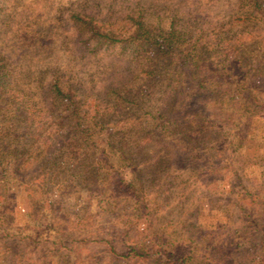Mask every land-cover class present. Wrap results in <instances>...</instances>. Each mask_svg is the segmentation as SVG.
Segmentation results:
<instances>
[{
	"label": "trees",
	"instance_id": "obj_1",
	"mask_svg": "<svg viewBox=\"0 0 264 264\" xmlns=\"http://www.w3.org/2000/svg\"><path fill=\"white\" fill-rule=\"evenodd\" d=\"M250 6L254 8L250 7L244 21H248L256 11L264 16V0H252ZM4 7L3 2H0V16ZM133 14L135 17H129L131 34L127 41L136 43L140 50H144V47L151 50L149 53L154 59H150L149 75L162 76L164 87L168 89L165 100L181 101V110L191 100L195 89L205 96H217L218 93L211 86L198 83L201 69L198 60L194 59L197 51L194 50L195 38L190 33H181L171 25L167 31L160 29L155 34L146 26L141 11L136 10ZM63 22L70 23L78 32L97 39L98 43L106 47L122 42L123 31H117L110 21L98 23L94 16L73 10ZM1 45L0 255L3 258H0V264H5L4 261L8 259V264H18L15 248L22 243L17 247V234L12 235L6 230L7 224L14 220L12 207L17 204L16 200L22 198L35 207H38V201L45 202L52 211H56L63 224L75 225L78 221L76 213L82 209L77 208L78 198L85 202L90 198L92 185H97L99 190L107 189L111 180H115L122 192L119 197L123 196L125 200L123 207L119 208L122 198L113 197L111 200L108 196L105 207H98L95 215L84 217L83 227L94 226L96 232L97 228H101V222L106 220L113 227L115 214L119 223L130 225V219L124 222L125 213L121 212L140 219L146 210V237L130 238V234L125 231L126 235L118 248L114 239H104L99 232L90 241L86 237L80 241L81 244H99L102 247L101 251L92 255L88 264H96V260L102 256H107L114 263L207 264L205 258L194 253L174 251L173 242L166 240L163 232L154 231L158 214L163 213L165 217L178 209L181 199L202 205L198 207V220L210 218L211 210L203 211L206 200L213 205H221L219 208L224 209L220 228L227 233L221 239L222 242L226 241L224 244L230 246L234 243L231 232L238 233L237 243L244 244L243 248L234 244L237 250L241 249L238 253L248 249L255 252L253 258L244 260L243 264H264V138L258 139L242 132L233 136L239 151L235 160L231 161L233 168L227 176L225 153L228 151L229 135L221 131L228 126L227 123L222 127L223 124L216 122L210 115L200 120L196 116L187 118L185 110L178 113L166 104L157 108L155 113L148 114L147 126L144 123L121 128L122 131L115 130L109 122L108 113H84L80 96L70 87L69 78L64 81L53 75L44 85L38 82L40 85L35 89H28L27 86L22 89L18 85L17 66H14L19 61V58L17 61L14 59L17 50L15 46H9L8 52ZM202 53L208 54L206 49ZM210 68L208 70L206 67L207 74L212 71L219 78L228 77L224 67L218 70ZM43 94L49 99V107L45 103L39 104ZM220 97L226 98L230 105L242 112H251L252 108L261 106L246 82L226 86ZM51 105L65 112L62 125L70 134L60 136L65 140L58 150L52 149L56 145L53 135L43 136L48 129L43 126L41 116H49ZM57 151L61 153L57 154ZM98 151H103V155L96 156ZM118 168L128 169L126 175L129 180ZM215 176H219L220 180H216ZM73 184H85L83 186L88 193L82 197L72 191L70 185ZM174 188L177 194L170 193ZM22 189L24 195L20 193ZM178 194L179 200L176 199ZM245 202L259 215L247 212L243 206ZM229 211L237 218L238 227L233 230L228 226L231 216L227 213ZM194 229V236L201 241V247L206 248L210 244L208 236H202L200 231ZM61 236L65 240L59 239L50 245L59 244L60 249L65 251L67 245L64 242L67 238L71 245L74 240L71 239L72 235ZM212 248L218 254L224 245L218 249Z\"/></svg>",
	"mask_w": 264,
	"mask_h": 264
},
{
	"label": "rangeland",
	"instance_id": "obj_2",
	"mask_svg": "<svg viewBox=\"0 0 264 264\" xmlns=\"http://www.w3.org/2000/svg\"><path fill=\"white\" fill-rule=\"evenodd\" d=\"M0 2L5 5V10L0 16V45L2 44L8 52L9 46H15L17 55L14 59L17 61L19 58V61L14 66H17L18 85L22 89L27 87L35 89L37 85H44L54 76L61 77L64 81L69 78L70 87L80 96L84 113H108L109 122L114 125L115 130L131 128V125L136 127L144 123L147 126L148 114L155 113L157 108L166 104L178 113L185 110L187 118L196 116L197 120H200L203 116L210 115L216 122H221L222 127L225 126L224 123L228 124L221 129L229 135L228 151L225 153L227 176L233 168L231 161L235 160V155L239 151L237 141L232 139L233 136L242 132L250 133L258 139L264 138V16L256 11L248 21H244L251 10L252 0H5V2L0 0ZM73 10L94 16L98 23L102 20L110 21L117 31H123L120 41L124 44L120 42L116 46L106 47L105 44L98 43L97 39L89 38L85 33L81 34L70 23H64L68 13ZM136 10L141 11L145 18L144 22L152 33L156 34L160 29L167 31L172 25L175 30L190 33L192 38H195L194 50L197 53L194 59L198 60L197 64L201 69L198 83L211 86L218 93L217 96L214 98L205 96L195 89L191 100L181 110V101L165 100L168 89L164 87L162 76L149 75V65L152 64L150 59H154L149 53L151 50L148 47L140 50L136 43L127 41L131 34L128 27L129 17H135L133 13ZM205 49L208 54L204 55L202 52ZM206 67L208 70H211L210 67L212 70L224 67L225 71H228V77L219 78L215 71V74L212 71L211 74H207ZM241 82H246L248 89L261 103L260 107L252 108L251 112H242L234 105H230L226 98L220 97L226 86ZM215 92L212 93L215 95ZM40 100L42 101H39V104L45 103L44 105L49 107L46 95L43 94ZM51 109L52 115L49 112V116H41L43 126L48 129L43 136L53 135L56 145L52 149L58 150V146L65 140L60 136L70 134L62 125L65 112L52 105ZM61 133L64 134L60 135ZM59 153L61 152L57 151V154ZM99 154L103 155V151H98L95 155ZM118 171L126 175L128 169L118 168ZM128 177L126 175L125 179L129 180ZM215 178L220 180L219 176ZM108 184V188L103 190H99L97 185L96 187L92 185L90 198L85 202L78 198L80 205L77 203V208L82 209L76 213L78 221L76 220L75 225L63 224L56 211H52L45 202H34L38 205L35 207L21 197L16 200L17 204H13L12 207L14 220L6 226L10 234H17L18 240L15 241L17 247L22 243L15 248L16 262L88 264L92 255L101 251L102 247L99 244L97 246L81 244L80 241L86 237L90 241L99 232L100 237L104 239H114L117 248L126 235L125 231L130 234V238H145L146 210L140 219H135L133 215L129 216L127 212L117 211L125 213L124 222L130 219V225L119 223L115 214L113 227H110L111 223L108 220L101 222V228H97L96 232L94 226L83 227L84 217L95 215L98 207H105L104 202L108 196L113 200V197L121 195L122 192L115 180L109 181ZM83 185L73 184L70 187L83 197L88 193ZM23 190L20 192L21 195H24ZM173 192H176L175 188L170 193ZM198 195L200 197V194ZM118 199H121L119 203L121 209L125 200L123 196ZM176 199L179 200V194ZM246 204L247 202L243 206L247 212L259 215ZM201 206L181 199L178 209L167 213L165 217L163 213L158 214L154 221V231L163 232L166 236L164 238L173 242L174 251L181 254L194 253L205 258L207 264H243L244 260H251L255 254L253 250L238 253L241 250L239 248L244 247L242 242L237 243L238 233L231 232L234 243L230 246L228 243L224 244L226 241L222 242L221 239L227 235L220 228L224 208H219L221 205H213L206 200L203 211L211 210L210 218L198 220L196 215L198 207ZM229 207L232 205L229 204ZM227 213L231 214L229 228L236 229L237 218L231 211ZM194 228L200 231L202 236H208L210 244L206 248L201 247V241L194 236L196 235ZM65 234L72 235L71 239L74 240V244L71 245L67 238L64 242L67 245L65 251L60 249L59 244L50 245L51 242L57 243L59 239L65 240L61 236ZM234 244L238 245L239 250ZM222 245L224 249L215 254L212 247L218 249ZM0 258L3 257L0 255ZM8 261L9 259L4 263H10ZM96 264L139 263H114L110 262L107 256H102L96 260Z\"/></svg>",
	"mask_w": 264,
	"mask_h": 264
}]
</instances>
